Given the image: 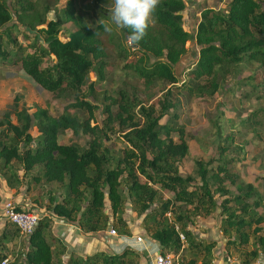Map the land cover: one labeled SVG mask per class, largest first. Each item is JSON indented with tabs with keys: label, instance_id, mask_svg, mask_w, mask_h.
<instances>
[{
	"label": "trees",
	"instance_id": "16d2710c",
	"mask_svg": "<svg viewBox=\"0 0 264 264\" xmlns=\"http://www.w3.org/2000/svg\"><path fill=\"white\" fill-rule=\"evenodd\" d=\"M184 9L182 0H159L151 23L137 42L129 39L130 29L118 27L123 41L128 42L126 47L136 46L127 50L123 44L117 45L119 55L128 60L125 68L133 69L145 85L178 82L172 67L186 53L189 41L182 27ZM49 11V5L38 1L0 0V63L18 65L41 90L55 96L79 93L91 71L102 81L107 57L105 24L91 28L75 12L71 0L57 12L55 20H46ZM63 24L73 25L74 30L59 39ZM14 31L31 42L22 45ZM194 41L199 51L189 76L191 80L209 78L211 94L218 89L214 82L217 69L242 63L264 67V0H229L219 10L202 9ZM151 59L154 61L149 65ZM184 87L189 92L200 90L189 83ZM120 95L116 114L111 110L113 103L104 107L102 126L94 122L97 107L84 98L76 97L59 116L52 117L41 108L28 113L15 97L12 110L0 121V176L6 188L60 186L61 192H48L49 212L83 233L111 228L118 235H128L125 209L129 206L132 217L141 218L144 234L159 244L160 255L171 256L174 264H212L215 242L197 240L190 227L194 219L209 217L218 209L224 247L241 250L236 257L238 264L258 260L264 264V196L250 184L243 191V183L237 185L238 193H230L223 185L229 176L227 162L221 158L196 160L194 176L182 177L177 167L188 152L183 129L159 124L172 105L159 102L157 113L154 105H149L140 107L137 114L127 95ZM72 111L83 112L86 118ZM114 124L127 144L118 157L104 146ZM32 128L36 138L30 134ZM65 131L88 137L85 147L60 144L58 137ZM172 132L176 141L170 137ZM214 163L219 164L213 168ZM211 186L216 187L211 190ZM163 192L167 197L161 196ZM216 194L223 198L219 203L214 200ZM15 210L21 211L18 207ZM8 224L3 221L0 233V264H9L3 245L17 236L7 229ZM50 224L49 215L40 218L22 242L20 259L11 264H63L65 248L50 235ZM139 261L137 252L125 249L119 255L97 252L85 259L73 257L66 264Z\"/></svg>",
	"mask_w": 264,
	"mask_h": 264
},
{
	"label": "rangeland",
	"instance_id": "374dc122",
	"mask_svg": "<svg viewBox=\"0 0 264 264\" xmlns=\"http://www.w3.org/2000/svg\"><path fill=\"white\" fill-rule=\"evenodd\" d=\"M31 1L49 5L52 10L46 14V20L49 21L57 18V12L64 9L69 0ZM71 1L75 12L81 15L91 28H95L100 23L107 24L112 28L111 32H105L103 36L107 57L104 60L102 81L97 78L95 71H91L79 93H63L55 96L41 90L20 70L18 65H13L11 62L0 63V121L5 112L12 110V102L15 97L19 99L20 105H24L29 110L28 113L31 114L36 108H41L46 109L52 117L59 116L63 108L73 103L76 97L84 98L97 107L94 122L99 126L103 125L105 118L103 109L106 105L113 103L111 110L113 114L117 113V102L120 100L121 93L127 95L131 101V107L137 114L140 107L146 108L149 105H154L157 113L159 111L158 103L167 101L172 107L160 119L159 124L169 125L173 129L177 127L183 129L188 152L177 167L182 177L194 176L193 169L196 160L207 162L210 159L221 158L222 161L227 162L229 176L225 178L223 185L230 193H238L237 185L243 183V191L246 190V185L250 184L260 196H264V67L242 63L235 67L217 69L214 82L218 89L214 94H211L212 81L209 78L191 80L192 77L189 76L198 58L199 47L194 41V34L202 9L219 10L223 3L229 0H182L185 5L182 13V27L189 34V41L185 44L186 53L172 67L178 81L174 85H169L164 81H154L145 85L143 79L133 69L125 68L128 60L119 55L117 45L123 44L127 50L129 47H126L128 42L123 41L119 28L111 21L110 13L113 0H105L104 3L99 0ZM73 30V25L63 24L59 39H63ZM16 33L14 31L13 34L22 45L25 46L31 42H27L22 35ZM153 61L154 59H151L149 65ZM188 83L192 88L200 87V90L195 89L189 92L184 87ZM72 114L86 118V114L80 111H72ZM11 120L14 122L13 116H11ZM91 124L93 125V122ZM112 127L110 138L104 141V146L112 152L114 157H118L127 144L122 139L123 133L117 124ZM30 134L37 137L34 128L31 129ZM170 137L174 141L177 140L174 132ZM88 139L84 136L75 137L70 131H65L59 135L58 142L85 147ZM218 164L214 163L212 167L214 168ZM1 182L5 187L4 179L0 176ZM214 187L216 186H211V190ZM31 189V192L23 194L25 188L24 186L20 187L17 195L21 193L25 197L20 200L21 202L12 200L10 203L14 207H18L20 203L23 204L27 198H30L32 205H29V208L25 207L22 211L39 215L40 218L49 215L50 207L46 203L48 192H61L60 186L40 184L39 186L33 185ZM161 196L165 198L167 193L163 192ZM1 197L9 198L0 186ZM17 198L20 199V197ZM32 198H35V202H32ZM3 200L0 199V219L3 217L5 203L2 205ZM214 200L219 203L223 198L216 194ZM218 212L217 209L209 217L194 219L190 230L195 237L200 238L201 235L206 234L204 225L214 227L220 223ZM131 213L127 206L125 216L130 218ZM3 228V222L0 221V233ZM7 229L17 233L13 241H7L3 245L4 252L10 256L9 264H11L14 260L20 259L18 254L25 237L13 225L8 224ZM228 249L236 257L241 251L232 247Z\"/></svg>",
	"mask_w": 264,
	"mask_h": 264
},
{
	"label": "crops",
	"instance_id": "0c3cea01",
	"mask_svg": "<svg viewBox=\"0 0 264 264\" xmlns=\"http://www.w3.org/2000/svg\"><path fill=\"white\" fill-rule=\"evenodd\" d=\"M0 186L10 198L1 197L0 199H4L2 205L6 201H20L25 197V195H23L25 192L27 194L32 191V189L27 190V188L24 187L25 190L23 194L20 193L17 195L18 190L7 189L6 186H2V182ZM17 197H20V199ZM55 197H57V195H55ZM31 200L34 202L35 198ZM29 205L31 206L32 204H30V198H27L23 204L20 203V205H18V208L24 210L25 207L29 208ZM107 212L109 214V210ZM49 215L51 219L49 229L50 235L65 248V254L61 256L63 264L68 263L73 257L85 259L97 252L119 255L125 249L133 250L139 254V264H153L154 257L160 254L159 244L144 234L140 226L141 218H134L132 216L130 218L126 217L125 220L129 224V234L118 235L116 233L115 236H111L109 234L110 229L97 233H83L75 225L56 219L51 212ZM0 221L3 222L4 220L1 218ZM219 224L214 227L204 225L203 228L206 230V234H203V236L201 235L200 238L194 237L197 240L215 242L216 246L212 250V264H238V260L232 251L224 247L226 239L219 230ZM202 237L204 238L202 239ZM137 239L139 240L137 241ZM254 264H261V261L258 260Z\"/></svg>",
	"mask_w": 264,
	"mask_h": 264
},
{
	"label": "clouds",
	"instance_id": "9594fccd",
	"mask_svg": "<svg viewBox=\"0 0 264 264\" xmlns=\"http://www.w3.org/2000/svg\"><path fill=\"white\" fill-rule=\"evenodd\" d=\"M159 0H113L110 18L112 23L123 29H130L129 39L139 41L151 23ZM105 32L112 28L102 25Z\"/></svg>",
	"mask_w": 264,
	"mask_h": 264
},
{
	"label": "built area",
	"instance_id": "2783aa9c",
	"mask_svg": "<svg viewBox=\"0 0 264 264\" xmlns=\"http://www.w3.org/2000/svg\"><path fill=\"white\" fill-rule=\"evenodd\" d=\"M3 219L16 227L19 233L25 238L32 234L38 222L40 221V216L33 214L28 211H16L15 207L6 201L3 205ZM109 234L115 236L116 232L110 229ZM180 239L183 240V237L180 235ZM139 239H137L138 241ZM6 261H3L1 264H5ZM153 264H174L171 256L156 255L153 260Z\"/></svg>",
	"mask_w": 264,
	"mask_h": 264
},
{
	"label": "water",
	"instance_id": "95a60500",
	"mask_svg": "<svg viewBox=\"0 0 264 264\" xmlns=\"http://www.w3.org/2000/svg\"><path fill=\"white\" fill-rule=\"evenodd\" d=\"M125 41H127V39L125 38ZM129 47H131V48H135L136 46L135 45H131V44H129ZM40 88V87H39ZM41 89V88H40Z\"/></svg>",
	"mask_w": 264,
	"mask_h": 264
}]
</instances>
